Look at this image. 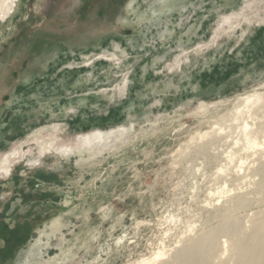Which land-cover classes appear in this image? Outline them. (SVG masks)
<instances>
[{
    "label": "rangeland",
    "instance_id": "1",
    "mask_svg": "<svg viewBox=\"0 0 264 264\" xmlns=\"http://www.w3.org/2000/svg\"><path fill=\"white\" fill-rule=\"evenodd\" d=\"M10 15L0 152L24 156L0 174V264H171L224 214L251 232L264 0H16ZM96 129L116 137L74 143ZM51 138L72 151L40 155ZM215 241L213 263H232L233 237Z\"/></svg>",
    "mask_w": 264,
    "mask_h": 264
},
{
    "label": "bare ground",
    "instance_id": "2",
    "mask_svg": "<svg viewBox=\"0 0 264 264\" xmlns=\"http://www.w3.org/2000/svg\"><path fill=\"white\" fill-rule=\"evenodd\" d=\"M15 5H16V0H0V36L3 33L2 31L3 28L7 25V22L9 18L11 17L10 12L13 11ZM230 20H231V17L228 15H225L222 17L220 25L229 24ZM195 48L197 49V47ZM195 59L196 58H194V60ZM48 116L49 117H47V119L52 118L51 113H49ZM56 117H57V114L54 116V118ZM82 121L80 123H82ZM45 125L54 127L56 123L52 122V123L45 124ZM111 137H116V134L112 131L104 132L102 130L96 129L92 131V133L79 134L77 136V140L74 143L77 146L82 145V144H89V145L93 144L94 145L95 143L98 145L100 144L104 146L107 142L106 140H109ZM5 143H6L5 137L3 133H1L0 134V149L4 147ZM251 143L254 144L255 143L254 140ZM37 148L39 150L40 155L46 152H50V151L64 153V152H67L68 148L70 151H72V143L71 144L59 143L56 138H51L47 140L46 142L38 143ZM23 156H24V151L18 148L0 152V174L9 178L11 175L12 169L17 166H20V160L23 159ZM258 172L261 174H264V168L258 169ZM245 202H246L245 200L241 199L238 201V205H243ZM221 221L222 222L220 223V225L217 226L215 229H212V228L208 229L203 235H200L194 241L192 242L190 241L191 243L177 250L173 254L174 258L171 264H215L212 261V253L216 246V241H215L216 236L219 233L220 234L224 233V234H227L233 237L234 241L232 244L230 255L232 258H234V260L232 263H230V261H222L220 259L221 261H218L219 262L218 264H264V210L261 211V213L259 214V217H257V220L252 225L251 232L248 235L243 234V232L240 230L241 225L239 226L236 219L230 217V214L222 215Z\"/></svg>",
    "mask_w": 264,
    "mask_h": 264
},
{
    "label": "crops",
    "instance_id": "3",
    "mask_svg": "<svg viewBox=\"0 0 264 264\" xmlns=\"http://www.w3.org/2000/svg\"><path fill=\"white\" fill-rule=\"evenodd\" d=\"M51 118H49V119H47V123H45V124H49V123H52V122H50V121H48V120H50ZM54 123V122H53Z\"/></svg>",
    "mask_w": 264,
    "mask_h": 264
}]
</instances>
